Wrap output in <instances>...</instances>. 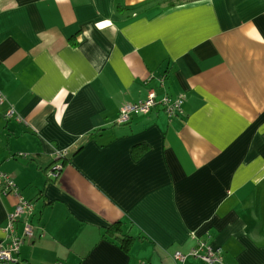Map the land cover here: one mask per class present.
I'll return each mask as SVG.
<instances>
[{"label": "crops", "instance_id": "0c3cea01", "mask_svg": "<svg viewBox=\"0 0 264 264\" xmlns=\"http://www.w3.org/2000/svg\"><path fill=\"white\" fill-rule=\"evenodd\" d=\"M168 1L0 0V170L37 235L13 264H264V0ZM149 92L180 114L116 124Z\"/></svg>", "mask_w": 264, "mask_h": 264}, {"label": "built area", "instance_id": "2783aa9c", "mask_svg": "<svg viewBox=\"0 0 264 264\" xmlns=\"http://www.w3.org/2000/svg\"><path fill=\"white\" fill-rule=\"evenodd\" d=\"M162 82V80L160 81ZM2 97L0 96V103ZM182 100L180 98L162 97L159 101L155 99L153 92H149L143 100L135 103H127L120 107L116 119V124L122 125L129 122L132 115H147L154 107L161 106L167 117L171 118L180 114ZM14 113L11 109L7 110L5 116L10 118ZM61 166L56 164L48 172L50 178H56ZM0 195L11 196L14 198L13 210L7 214L5 226L3 227L4 240L0 243V264H13L15 256L19 252L21 245L25 241L36 239V227L32 224L33 204L26 200L17 189L13 179L9 174L0 170ZM17 225H20L21 232H17ZM40 236V234H39ZM187 256L200 260L204 264H226L223 261L219 249H214L204 242H198ZM186 258L179 252L173 254V259L182 263Z\"/></svg>", "mask_w": 264, "mask_h": 264}, {"label": "trees", "instance_id": "16d2710c", "mask_svg": "<svg viewBox=\"0 0 264 264\" xmlns=\"http://www.w3.org/2000/svg\"><path fill=\"white\" fill-rule=\"evenodd\" d=\"M193 1H198V0H169L168 4L165 7H173L175 5L184 4V3L193 2ZM87 139H88V136L83 138L76 147L66 152L65 154L61 155L58 159L64 160L65 158H68L69 156L74 155L82 147L83 143ZM104 236L105 238H109L115 243H117L118 247L124 252H127L129 250L131 244L135 240V238L122 233L119 223L110 225V227L104 231Z\"/></svg>", "mask_w": 264, "mask_h": 264}]
</instances>
